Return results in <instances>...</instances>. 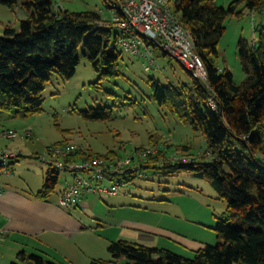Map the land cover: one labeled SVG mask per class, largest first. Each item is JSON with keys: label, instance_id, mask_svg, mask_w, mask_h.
<instances>
[{"label": "trees", "instance_id": "16d2710c", "mask_svg": "<svg viewBox=\"0 0 264 264\" xmlns=\"http://www.w3.org/2000/svg\"><path fill=\"white\" fill-rule=\"evenodd\" d=\"M104 1L110 6L109 0ZM215 1L177 0L174 6L203 60L207 82L187 70L191 81L179 87L149 80L153 101L200 132L205 151L195 157L186 153L187 146H182L179 149L191 157L189 162L165 163L157 155L143 160L141 170H163L167 175L188 172L207 181L226 202L223 219L218 220L215 228L217 243L205 245L187 259L163 248L117 240L107 247L110 259H92L91 264H264V25L254 29L256 38L252 42L243 38L237 42V55L245 75L241 83L236 84L232 74L216 63L225 18L240 16L241 6L262 15L264 0H233L227 9L218 7ZM0 2L10 10L19 8L25 16L17 27L4 26L0 35L1 111L14 116L41 112L45 85L53 73L62 79L74 75L80 47L82 55L99 74V82L120 76L117 65L121 52L125 51L109 49L111 41L118 45L119 34L108 20L93 12H71L55 0ZM158 50L153 45V51ZM136 103L126 99L127 105ZM80 114L101 121L110 118L111 110L103 108ZM70 142L63 140L53 145ZM18 157L21 155L11 160ZM28 157L40 160L39 155ZM94 157L115 156L113 152L95 156L89 149L78 147L68 159L81 161ZM136 176L128 173L125 182ZM56 181L57 173L49 170L41 189L31 194L32 198L46 201ZM17 259L23 264H57L42 255L23 251Z\"/></svg>", "mask_w": 264, "mask_h": 264}, {"label": "rangeland", "instance_id": "374dc122", "mask_svg": "<svg viewBox=\"0 0 264 264\" xmlns=\"http://www.w3.org/2000/svg\"><path fill=\"white\" fill-rule=\"evenodd\" d=\"M55 1L71 12H93L105 20L110 19L109 4L104 0ZM232 1L216 0L215 3L227 9ZM238 11L241 12L240 16L228 15L224 20V32L218 44L219 55L216 59L219 67L232 74L236 84L245 77L237 55V42L240 38L252 42L256 38L254 29L264 25V14H253L242 6ZM24 17L19 8L10 10L0 2V35L4 26L17 27L18 21ZM113 47L117 52L121 51L111 41L109 49ZM121 53L117 65L120 76L99 82V74L82 55L80 47L79 64L71 78L62 79L54 73L51 75L42 92L41 112L30 116H14L0 110V155H21L13 160H5L4 166L0 165L1 195L5 194V199L8 197L6 191H9L20 196L23 203L33 202L31 194L41 189L46 173L50 170L57 173L53 193L43 201L45 208L35 204L31 207L30 214L40 222L37 232L44 228H55L57 219L65 220L66 216L73 218L76 221L74 226L79 224L84 231L93 228L98 239L106 246L104 251L107 259L103 260L110 259L107 247L110 242L119 240L115 238L121 228L155 235L158 237L156 248L191 259L194 251L217 243L215 228L218 220L223 219L226 208L224 199L207 181L188 172L167 175L163 170L146 169L143 170V176L123 183L115 195L84 193L88 211L79 207L66 210L59 207L58 198L72 183L73 175L57 170L54 165H45L37 158L28 157L41 156L47 147L63 140L77 143L95 156L113 152L118 159H125L133 155L136 149L156 143L168 145V154L177 150L182 152V148L179 149L182 146L188 147L186 153L189 155L196 157L203 154L205 143L201 133L157 105L149 86L150 79L161 85H186L191 81L189 73L176 59L164 56L161 50L153 52V62ZM126 99L136 100L137 103L127 105ZM103 108L111 110L107 120H89L80 114ZM8 130L16 132L17 136L7 138L3 133ZM60 130L65 132L61 133ZM106 180H102L100 186L110 187ZM11 206H15L12 201ZM18 211V215L14 211L8 212L13 223L17 217L24 218L28 214L24 204ZM88 212L92 216H86ZM5 217V208H0V220ZM65 236L61 238L72 245L76 236L72 233ZM92 241L95 239L88 238L83 242L91 244ZM26 247L24 243L11 242L5 234L0 241V264H23L17 255L22 251L29 254ZM98 249L103 251V248ZM94 256L93 259H102L97 258L98 255ZM91 260L82 256L78 264H91Z\"/></svg>", "mask_w": 264, "mask_h": 264}, {"label": "built area", "instance_id": "2783aa9c", "mask_svg": "<svg viewBox=\"0 0 264 264\" xmlns=\"http://www.w3.org/2000/svg\"><path fill=\"white\" fill-rule=\"evenodd\" d=\"M176 1L113 0L109 6L110 19L108 21L119 34L117 43L125 52L153 62L154 45L163 53L176 59L195 78L206 83L207 71L203 60L195 50L189 30L180 23L174 12ZM210 103L214 108L212 100ZM25 132L28 134L27 131ZM3 135L7 138L17 136L16 132L11 130L4 132ZM78 147V144L74 142L53 145L47 147L45 153L40 156L41 162L45 165H54L57 170L73 175L72 183L62 191L58 200L59 207L66 210L76 205L82 192L90 194L102 192L115 195L119 187L125 183L128 173L143 176L142 161L151 156H161L163 162L172 164L187 163L191 160V157L183 155V152L178 150L168 154V145L156 143L146 148L136 149L133 155L125 159L94 157L71 161L68 157ZM14 156V154H1L0 165L4 166L5 160ZM104 179H108L110 188L100 186ZM3 234L0 229V240Z\"/></svg>", "mask_w": 264, "mask_h": 264}, {"label": "crops", "instance_id": "0c3cea01", "mask_svg": "<svg viewBox=\"0 0 264 264\" xmlns=\"http://www.w3.org/2000/svg\"><path fill=\"white\" fill-rule=\"evenodd\" d=\"M0 189L1 195L3 193L2 187ZM84 193L90 194L82 192L79 195V199L74 207H79L81 210L87 209L88 211L86 201L87 198L85 195H83ZM6 194L8 197H5V199H3L5 194L0 196V200L3 199L0 202V208H5L6 215L5 219L3 218V220H0V229L4 233L3 236L6 234V237H9L11 242L24 243L25 246L28 247L29 254L34 253L42 255L43 257L54 261L57 264H78L81 262L82 256H85L87 259H93L95 258L94 255H98L97 258L107 259V254H105L106 250L104 251L106 246H104V243L98 239L96 233L93 231V228H88L86 231H84L80 228L79 224L77 227L74 226L75 220L73 218L70 216V218L65 216V220L57 219L56 222L58 225L55 228H44L37 232L40 222H38V219L34 218L33 215L30 214L32 209L31 207L35 204L36 206H42L45 208V201L43 202L32 198L33 202L29 203V201H24L23 203L20 199V196L9 191H6ZM11 201L15 205L13 208L11 206ZM23 204L28 210V214L24 218L17 217L13 223V218L8 214V212L14 211L18 215V209L20 206H23ZM85 214L86 216H92L89 212ZM34 228H36L35 231L33 230ZM6 231L8 232L6 233ZM68 233H72L73 236H76L73 238L74 240H72V245H70L68 241H65L61 238H66L65 235H68ZM88 238L91 240L95 239V241H92L91 244L84 243V239ZM115 239L130 242L135 241L134 243H138L150 248H156L158 242V237L155 235L128 228L119 229L118 236ZM98 247L103 248V251L102 249H98Z\"/></svg>", "mask_w": 264, "mask_h": 264}, {"label": "bare ground", "instance_id": "6f19581e", "mask_svg": "<svg viewBox=\"0 0 264 264\" xmlns=\"http://www.w3.org/2000/svg\"><path fill=\"white\" fill-rule=\"evenodd\" d=\"M107 181H108V179H107ZM109 182V181H108ZM108 188H110V187H108Z\"/></svg>", "mask_w": 264, "mask_h": 264}]
</instances>
